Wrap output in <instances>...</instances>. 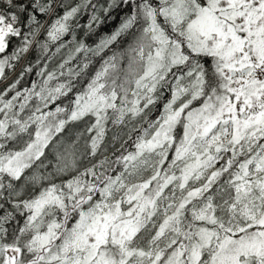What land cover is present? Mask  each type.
Instances as JSON below:
<instances>
[{"label": "snow or ice", "instance_id": "obj_1", "mask_svg": "<svg viewBox=\"0 0 264 264\" xmlns=\"http://www.w3.org/2000/svg\"><path fill=\"white\" fill-rule=\"evenodd\" d=\"M0 264H264V0H0Z\"/></svg>", "mask_w": 264, "mask_h": 264}, {"label": "trees", "instance_id": "obj_2", "mask_svg": "<svg viewBox=\"0 0 264 264\" xmlns=\"http://www.w3.org/2000/svg\"><path fill=\"white\" fill-rule=\"evenodd\" d=\"M115 26V21L111 22L107 27H104L101 29V31H107L110 27H114Z\"/></svg>", "mask_w": 264, "mask_h": 264}]
</instances>
